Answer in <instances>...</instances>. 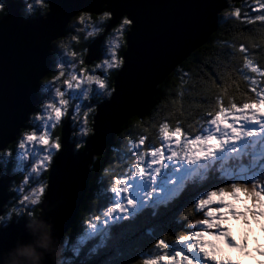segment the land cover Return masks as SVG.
I'll list each match as a JSON object with an SVG mask.
<instances>
[{"label": "clouds", "instance_id": "clouds-1", "mask_svg": "<svg viewBox=\"0 0 264 264\" xmlns=\"http://www.w3.org/2000/svg\"><path fill=\"white\" fill-rule=\"evenodd\" d=\"M227 3L231 5L232 0ZM13 4L25 22L47 21L53 10V0H0V24L10 18ZM256 4L264 8V0H256ZM239 13L240 9L223 8L216 16L222 23ZM130 17L129 12L117 15L112 0H100L95 8L75 11L67 18L63 34L49 40L52 61L37 81L38 102L14 138L0 144V186L4 187L0 233L15 227L14 240L0 247V264H196L182 251L170 254L172 244L202 254L203 264H241V255L264 264L256 259L264 258V245L249 251L246 239L237 243L228 226L230 221H242L245 226L255 222L264 231V173L252 178L243 172L238 177L217 174L214 168L221 157L228 160L244 155L250 169L264 161V87L251 98L255 103L247 102V97L241 99L239 110L233 106H237L234 99L240 98L222 93L207 112L212 118L204 122L202 116L195 126L161 118L127 141L112 140L98 154L89 148L97 135L99 110L112 102L117 79L126 67L129 37L135 28ZM254 19L262 22L259 31L264 35V13ZM97 41L100 54L92 57ZM230 47L236 50L234 45ZM255 59H244L241 72L248 69L264 77V71L254 66ZM250 83L256 86L259 81L251 79ZM225 99L227 105L222 106ZM66 125L73 155L90 157V174L99 154L113 160L101 177L105 180L102 196L114 201V206L106 205L97 217L99 223L88 225L91 233L103 234L105 240L100 245L80 243L76 213L71 224L58 226L66 201L62 197L49 199L51 180L47 174L51 170L52 175L66 144L57 129L65 132ZM145 157H150L148 162ZM134 183L141 186L135 199L129 197ZM87 191H93L89 185ZM168 214L175 224L183 225L175 235L162 231L149 239L156 232L152 225L148 235L137 237L145 241L142 247L121 238L130 225L125 222L143 216L158 220ZM160 241L167 247L160 246ZM145 250L151 258H144Z\"/></svg>", "mask_w": 264, "mask_h": 264}, {"label": "water", "instance_id": "water-1", "mask_svg": "<svg viewBox=\"0 0 264 264\" xmlns=\"http://www.w3.org/2000/svg\"><path fill=\"white\" fill-rule=\"evenodd\" d=\"M243 0H232L239 3ZM100 0H53L47 21H22L13 13L0 24V144L14 138L37 98V81L49 70L50 39L63 34L67 18L82 7L95 8ZM116 14L131 13L135 28L129 37L126 67L117 79V93L105 103L97 117V135L90 142L97 154L114 140L121 126L138 117L156 93L157 87L216 29V13L227 9V0H112ZM100 54L99 41L92 46V57ZM89 62H91V57ZM65 148L49 170L50 200L63 198L58 226L71 224L87 191L90 157L73 155L67 144L68 128L60 129ZM99 154L97 157L102 156ZM4 187L0 186V198ZM15 227L0 233V247L14 240Z\"/></svg>", "mask_w": 264, "mask_h": 264}, {"label": "trees", "instance_id": "trees-1", "mask_svg": "<svg viewBox=\"0 0 264 264\" xmlns=\"http://www.w3.org/2000/svg\"><path fill=\"white\" fill-rule=\"evenodd\" d=\"M250 1V0H248ZM243 1L232 3L229 8L240 9L239 16L232 17L231 20L217 23L216 29L207 38L205 43L196 48L182 63H180L173 72H171L164 81L157 87L156 93L145 108L140 112L138 117H131L124 123L116 133L115 139L117 142L127 141L130 137L137 134L139 129H143L146 125H151L164 119V122H182L183 125L189 123L195 126L196 120L202 116L204 122L212 117L207 115V112L215 105V101L222 93L232 97L237 107H240L241 99L249 98L247 102L255 103L252 97H255L256 91L264 87V77L258 73H252L245 69L241 72L244 59L250 56L255 57L254 66L261 68L264 71V35L261 34L259 28L261 21L254 18L258 15L250 13L248 7L243 6ZM252 20V23H249ZM230 45L235 46V51ZM243 48L242 53L239 49ZM248 79H244V76ZM256 79L259 84L251 85L250 80ZM227 105V100L222 101V106ZM218 110V109H217ZM145 150H150L145 148ZM95 169L90 174L88 185L93 191H86L83 203L79 206L77 220L79 231L82 234L84 223L94 217L100 216L104 207L110 204L111 201L102 196V189L105 180L101 177V172L109 167L113 160L103 154L100 157H95ZM247 157L244 155L238 156L231 160L229 164L245 165L248 168L247 173L252 178L258 177L264 173V168L256 166L255 169H250ZM263 162V161H261ZM217 174L219 171H216ZM243 172L237 174L241 175ZM253 174V175H252ZM221 175V173H220ZM99 185H98V183ZM223 183V181H222ZM215 186V185H213ZM182 190V189H181ZM241 200H244L241 195ZM185 200L182 203H186ZM164 203H167L165 201ZM251 205V201H248ZM200 215V214H198ZM127 225V230L122 234V239L133 244V246H143L145 241L138 240L137 237L149 234V229L152 225H156L155 235L149 239L156 238L162 231H170L175 235L176 230L183 227L174 223L172 215L161 216L158 220H148L147 216H143L138 220H133ZM249 225H254L257 230L260 227L251 222ZM234 230H239L244 227L242 221H230L229 225ZM70 231V230H69ZM190 234V231L189 233ZM82 236V235H81ZM80 243L84 246L94 244L93 240H82ZM173 240L175 237L172 238ZM176 245L169 246L171 252ZM164 251H167L165 249ZM144 258H151V254L145 250Z\"/></svg>", "mask_w": 264, "mask_h": 264}, {"label": "rangeland", "instance_id": "rangeland-1", "mask_svg": "<svg viewBox=\"0 0 264 264\" xmlns=\"http://www.w3.org/2000/svg\"><path fill=\"white\" fill-rule=\"evenodd\" d=\"M243 3H244L243 4L244 7H248L250 13H255V15H260L261 13H264V8H260L256 4V0H250V1L243 0ZM232 9H234V8H229L228 10H232ZM50 60H51V57H50ZM49 68H50V66H49ZM262 95H264V92H262ZM114 140L116 141L115 137H114ZM11 146L12 145H9V147H11ZM234 158H236V157H232V158H229L228 160H224V158L221 157L218 161H216L215 165H217V166H214V168H216L219 171L218 174H220V173L224 174L226 172V173H233V174L237 175L240 172H246L247 169H245V168H248V167L245 166L244 164L238 165V166L233 165V164H229V161L233 160ZM149 159H150V157H145V162H148ZM261 164H264V161L261 162ZM261 164H258L257 166L259 168H264L261 166ZM223 174H221V175H223ZM167 175H168L167 173L164 174L165 179L167 178ZM161 183H163V181ZM98 185H99V183H98ZM125 186H127V185H125ZM140 187L141 186L138 183H134L133 187L129 190V197H132L133 199H135L136 198V190ZM94 194H95V192L93 193V196H94ZM112 195L114 196V194H112ZM108 206H114V201H111ZM242 206H243V204H241V207ZM118 215L119 214H114V217L118 216ZM91 223H99V221H97V217L90 218L87 221V223L86 222L84 223V229H83L82 236H81L83 238L82 240H93L95 245H100V244L104 243L105 238H104L103 234L97 235L96 233H91L90 230L88 229V225ZM231 229H232L233 238L237 241V243H239L241 240L246 239V243L248 245L249 251H252L258 244L264 245V231H262L261 229L257 230V228L254 225H248L247 228L244 227V228L239 229V230H237V229L234 230L233 227ZM229 243H231V241H229ZM175 251H182L185 255L189 256L190 259H193L196 262V264H203L202 254H199L196 252L189 253L187 251V247L185 245H176L174 247V249L170 252V254H174ZM253 254L255 255V253H253ZM233 258L236 259L235 254L233 255ZM239 259H240L241 264H256V260L245 257L243 255H241L239 257ZM256 259L261 260V257H256ZM263 260H264V258H263Z\"/></svg>", "mask_w": 264, "mask_h": 264}, {"label": "snow or ice", "instance_id": "snow-or-ice-1", "mask_svg": "<svg viewBox=\"0 0 264 264\" xmlns=\"http://www.w3.org/2000/svg\"><path fill=\"white\" fill-rule=\"evenodd\" d=\"M249 106H251V105L250 104L245 105V107H249ZM233 107L236 108L237 110H239V108L236 105H234ZM160 246L167 247V245H165L163 241H160Z\"/></svg>", "mask_w": 264, "mask_h": 264}, {"label": "flooded vegetation", "instance_id": "flooded-vegetation-1", "mask_svg": "<svg viewBox=\"0 0 264 264\" xmlns=\"http://www.w3.org/2000/svg\"><path fill=\"white\" fill-rule=\"evenodd\" d=\"M51 60H52V58H51ZM57 134L59 135V129H57ZM12 147V146H11ZM93 190V189H92ZM93 192H94V190H93Z\"/></svg>", "mask_w": 264, "mask_h": 264}, {"label": "bare ground", "instance_id": "bare-ground-1", "mask_svg": "<svg viewBox=\"0 0 264 264\" xmlns=\"http://www.w3.org/2000/svg\"><path fill=\"white\" fill-rule=\"evenodd\" d=\"M215 171H218V170L215 168Z\"/></svg>", "mask_w": 264, "mask_h": 264}]
</instances>
